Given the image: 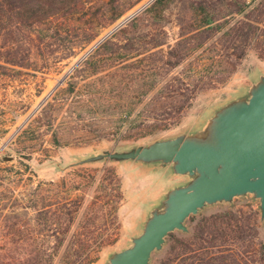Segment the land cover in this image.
<instances>
[{
  "label": "rangeland",
  "instance_id": "1",
  "mask_svg": "<svg viewBox=\"0 0 264 264\" xmlns=\"http://www.w3.org/2000/svg\"><path fill=\"white\" fill-rule=\"evenodd\" d=\"M137 1L120 0L117 11ZM157 1L141 0L116 22L101 29L108 21L107 17L100 15L96 19L92 16L95 9L90 11L99 0H86L84 12L55 22L54 27L62 28V36L51 41L57 44L62 40L61 44L68 45L82 43L86 35L77 36L73 30L86 28L89 35L98 33L93 42L67 59H61L58 53L52 54L44 48V54L34 51L30 69L9 65L0 70V264L7 262L3 258L10 253L21 261L33 257L39 250L53 253L58 245L55 237L63 227L50 225L61 215L59 208L66 205L73 211L74 203L80 204L81 208L74 215L75 223L53 264H60L65 251L71 250L72 254L77 250L72 246L74 236L88 219H94L87 231L89 237L85 246L88 248L82 258L73 255L71 262L86 264L89 254L90 258H96L92 264H105L111 253L128 247L131 239L140 233L150 206L168 188L182 185L187 178L176 177L164 170L153 172L137 163L120 164L105 160L77 165L79 160L103 150L145 146L158 139L191 131L214 110L242 94L260 72L264 73V59L251 49L225 83H209L199 91L178 126L139 139H127L121 135L123 131L118 129L121 116L114 109H105L107 105L103 106V97H106L99 93V90L115 85L121 77L115 79L111 70L92 76L93 71L84 62L122 29L118 37L122 47L127 45L129 37L134 36L136 47L140 48L144 46L145 36L149 40L161 35V40L165 41L161 50L165 54L178 42L196 33L187 35V30L199 19L190 8L191 2L200 0H162L158 5L155 4ZM261 1L257 0L251 8H256ZM137 17L138 20L131 23ZM229 27L226 25L204 46L195 47L198 45L195 39L193 49L187 50L188 60L161 80L137 110L149 105L153 95L165 88L166 82L174 76L187 80L188 76L199 78L203 75L207 80H216L225 68L213 61L227 55L221 51L220 45L224 41L221 39L226 38L223 33ZM53 30H48L50 35ZM145 52V55L151 53ZM105 56L106 51L99 58ZM121 86L138 87L127 81ZM5 156L14 160L5 162L2 160ZM46 206H51L48 228L43 226L39 216ZM226 210L251 213L258 239L264 242L259 201L251 196L237 198L233 204L207 208L193 216L196 218L194 222L192 217L188 221L190 234H174L187 237L202 217ZM63 214L67 219L65 210ZM170 244L168 238L163 252L154 255L153 264H159L165 258Z\"/></svg>",
  "mask_w": 264,
  "mask_h": 264
},
{
  "label": "trees",
  "instance_id": "2",
  "mask_svg": "<svg viewBox=\"0 0 264 264\" xmlns=\"http://www.w3.org/2000/svg\"><path fill=\"white\" fill-rule=\"evenodd\" d=\"M140 1L117 11L120 0H99L100 4L98 2L97 5L91 6L90 11L95 9L92 16L96 19L100 15L107 17L108 21L102 25V29L116 22ZM256 1L191 2L190 8L198 14L199 19L197 24L195 22L189 26L187 35L196 33L178 42L167 54L161 50L165 45L161 35L153 36L149 40L145 36L144 46L140 48L136 47L137 39H134V36L129 37L127 45L122 47L118 37L123 29L98 47L84 64L89 65V69L93 71L92 76L111 70L115 79L121 77V80L116 81V86L99 90V93L106 97H103V106L107 105L105 109H114L118 116H121V124L118 127L119 131H123L121 135L128 137L127 139H139L156 131H167L178 126L199 91L209 83H225L233 74L234 67L249 50H255L259 57L264 59V0L258 3L256 8H251ZM85 2L86 0H0V70H5L9 65L30 69L34 51L44 54V48L52 54L58 53L61 59H67L93 42L98 33L89 35L86 28L73 30L77 36L86 35L82 43L68 45L61 44L62 40L57 44L51 41L62 36V28L54 27L55 22L84 12ZM161 2L162 0H158L155 4ZM136 20L138 17L131 23ZM226 25L230 27L223 33L226 38L221 39L224 41L220 47L227 55L213 61L225 70L215 78L216 80H207L203 75L199 78L188 76L187 80L174 76L166 82L165 88L153 95L149 105L137 110L138 105L142 104L161 80L168 78L175 68L188 60L186 53L187 50L193 49L195 39L198 42L195 47L204 46L209 39L219 35ZM50 29H54L51 35L48 32ZM147 50L151 51L149 55H145ZM104 51L107 56L99 58ZM95 58L97 60L94 62ZM122 81L138 87L121 86ZM49 207L51 206H46L39 212L46 228L49 227ZM80 208L78 203H74L73 211L66 205L59 208L62 210L61 215L59 214L50 226L57 225L63 227V230L55 237L58 245L53 253L39 250L26 261L18 260L10 253L4 256L3 260L6 259L7 262L3 264H53L54 258L59 255L67 241L75 223L74 215ZM64 210L67 219L64 218ZM252 218L251 213L244 214L233 210L202 217L193 226L191 235L177 237L173 233L169 236L171 244L159 264H264V242L258 239L257 226L251 222ZM195 220L196 218H191L192 222ZM93 223L94 219H88L80 227L74 236L75 245H72L73 249L76 247L77 250L72 254L71 250L65 251L60 258V264H72L73 255L82 258L88 248L85 246L89 237L87 231ZM95 261V257L90 258L89 254L87 255L86 264Z\"/></svg>",
  "mask_w": 264,
  "mask_h": 264
},
{
  "label": "water",
  "instance_id": "3",
  "mask_svg": "<svg viewBox=\"0 0 264 264\" xmlns=\"http://www.w3.org/2000/svg\"><path fill=\"white\" fill-rule=\"evenodd\" d=\"M61 81L59 84H61ZM11 162L13 157H3ZM108 160L137 163L185 177L148 209L140 233L105 264H153L171 234H190L188 221L205 209L251 196L264 221V73L242 94L214 110L197 128L145 146L103 150L77 165Z\"/></svg>",
  "mask_w": 264,
  "mask_h": 264
},
{
  "label": "crops",
  "instance_id": "4",
  "mask_svg": "<svg viewBox=\"0 0 264 264\" xmlns=\"http://www.w3.org/2000/svg\"><path fill=\"white\" fill-rule=\"evenodd\" d=\"M179 177H181V176H179Z\"/></svg>",
  "mask_w": 264,
  "mask_h": 264
}]
</instances>
